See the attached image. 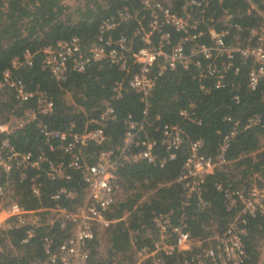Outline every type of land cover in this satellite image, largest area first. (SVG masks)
Masks as SVG:
<instances>
[{
    "label": "built area",
    "instance_id": "obj_1",
    "mask_svg": "<svg viewBox=\"0 0 264 264\" xmlns=\"http://www.w3.org/2000/svg\"><path fill=\"white\" fill-rule=\"evenodd\" d=\"M214 1L178 0L175 4L170 0H140L135 9L123 4L114 15L101 19L94 40L86 43L72 34L40 49L42 68L58 81L65 80L71 71H84L94 61L114 64L121 75L111 83V98L133 91L144 103L140 120L127 114L122 142L91 156L84 149L89 143H104L108 138L106 126L116 117L111 98H104L97 114L88 115L81 127L73 120L57 127L47 119L55 110L52 95L39 85L28 87L18 74L21 67L33 64L35 52L25 48L21 55L11 58L0 74L2 97L8 95L14 100L0 119V134L4 135L0 139V229H23L21 241L28 242L45 226L49 232L41 236V245L47 262L88 264L90 241L114 220L106 213L116 198L119 169L141 161L164 166L186 140V130L179 122L162 121L159 113L148 117L149 97L158 77L193 68L199 87L208 91L233 86L234 77L245 70L246 85L256 87L264 76V12L255 0H243L245 14L261 16L259 23L244 26L222 0H217L221 11L213 10ZM121 21L133 22L132 29L114 35L113 29ZM233 98L239 100L238 94ZM179 114L200 122L188 107L180 108ZM259 121V115H252L245 126ZM28 124H33L40 136L36 151L18 149L8 138L15 129ZM235 131L232 128L224 134L213 153L202 150L200 137L189 140L178 173L169 180L156 181L146 191L151 194L161 186L176 185L180 211H155L151 242L141 244L135 261L126 264H239L245 259L243 237L249 219L264 213V175L249 174L243 186L214 182L230 213L222 229L214 225L211 233L193 235L186 213L192 204L200 211L208 209L205 177L230 162L226 150ZM158 145L165 150L161 157ZM32 169L35 172L29 174ZM15 170L19 181H26L29 192L37 197L42 193L43 176L63 181L77 172L83 183L82 199L68 206L66 202L77 197L78 190L61 184L49 195L52 204L25 207L11 184L10 173Z\"/></svg>",
    "mask_w": 264,
    "mask_h": 264
},
{
    "label": "trees",
    "instance_id": "obj_2",
    "mask_svg": "<svg viewBox=\"0 0 264 264\" xmlns=\"http://www.w3.org/2000/svg\"><path fill=\"white\" fill-rule=\"evenodd\" d=\"M139 1L75 0L70 4L64 0H0V74L13 56L21 55L25 48L31 49L35 52L33 64L21 67L19 76L28 87L39 85L52 95L55 110L47 117L52 124L63 128L73 120L78 128L81 127L88 115L97 114L104 98H111V83L121 75V71L107 61H94L84 71H71L65 80L58 81L42 68L40 49L72 34L79 35L86 43L90 42L95 39L102 18L114 15L123 4L135 9L140 5ZM170 1L176 4L178 0ZM255 1L264 12V0ZM214 2L212 9L221 11L218 1ZM222 5L233 11L235 18L244 26L261 21V16L256 12L245 14L243 0H222ZM132 26L133 22L121 21L114 27L113 34L130 33ZM193 72V68L178 69L158 77L149 97L148 117L152 119L159 113L162 121L179 122L186 130V140L176 151V157L168 160L164 166L141 161L119 169L116 198L106 213L114 220L102 229L107 233L108 258L100 252L102 237L99 231L100 234L89 243L88 264H126L135 261L139 246L152 240L153 213L168 208H174L177 213L180 211L178 188L174 184L161 186L148 197L141 198L145 191L155 186L156 181L169 180L178 173L188 152L189 140L200 137L203 140L202 150L213 153L224 134L232 128L236 129L226 150L230 162L205 177L204 195L210 201L208 209L200 211L194 204L186 208L193 235L211 233L214 225L222 229L229 219L230 213L225 210L222 197L214 187L216 180L243 186L249 174L258 172L264 175V76L254 89H250L246 85L245 70H242L240 75L234 77L233 86L204 91L193 77ZM206 81L210 83L211 80ZM234 94H238L239 100L233 98ZM111 102L116 117L106 126L108 138L102 144L89 143L84 149L89 156L101 148L115 147L122 142L127 114L131 113L138 120L143 116L144 103L136 92L126 91L120 98H111ZM13 104L11 97H2L0 93V119H4ZM183 107L193 110L200 122L182 118L179 110ZM256 114L260 121L245 126L248 117ZM226 116H230V119ZM2 137L4 135L0 134V139ZM8 138L21 150L36 151L41 143L33 124L15 129L8 134ZM157 150L159 157L165 154L163 146L158 145ZM34 172L32 169L29 174ZM43 179L42 193L37 197L29 192L26 181H19L18 171L10 173L11 184L15 193L19 194L18 201L25 207L52 204L49 195L61 184L74 186L78 190L77 197L66 202L68 206L73 207L81 201L83 183L77 172L70 180L51 181L44 176ZM126 211L128 213L123 217ZM47 229L45 226L38 228L28 242L21 241L23 229H0V264H51L46 261L41 245V236L49 232ZM263 235L264 213H258L249 219L248 231L243 237L247 255L239 264H264V259L259 262V238Z\"/></svg>",
    "mask_w": 264,
    "mask_h": 264
},
{
    "label": "rangeland",
    "instance_id": "obj_3",
    "mask_svg": "<svg viewBox=\"0 0 264 264\" xmlns=\"http://www.w3.org/2000/svg\"><path fill=\"white\" fill-rule=\"evenodd\" d=\"M64 1L67 3H70V4L75 3V0H64ZM149 194L150 193H148L146 191L143 193V195H146L147 197L149 196ZM146 196L142 197V199L146 198ZM100 231H101L100 233H101V237H102V242L99 245L100 246L99 249H100V252L103 255V257L105 256V258H108V245H107V240H106L107 233L102 229H100ZM259 242H260V247H261L260 261H262L264 259V235L259 238Z\"/></svg>",
    "mask_w": 264,
    "mask_h": 264
},
{
    "label": "crops",
    "instance_id": "obj_4",
    "mask_svg": "<svg viewBox=\"0 0 264 264\" xmlns=\"http://www.w3.org/2000/svg\"><path fill=\"white\" fill-rule=\"evenodd\" d=\"M260 263H261V261H260Z\"/></svg>",
    "mask_w": 264,
    "mask_h": 264
}]
</instances>
